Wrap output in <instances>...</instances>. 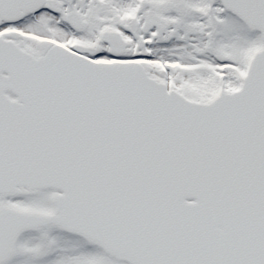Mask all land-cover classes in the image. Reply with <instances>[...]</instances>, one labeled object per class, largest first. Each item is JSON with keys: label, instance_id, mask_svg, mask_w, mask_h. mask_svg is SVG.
Here are the masks:
<instances>
[{"label": "snow or ice", "instance_id": "6c2138e0", "mask_svg": "<svg viewBox=\"0 0 264 264\" xmlns=\"http://www.w3.org/2000/svg\"><path fill=\"white\" fill-rule=\"evenodd\" d=\"M0 264H264V0H0Z\"/></svg>", "mask_w": 264, "mask_h": 264}]
</instances>
